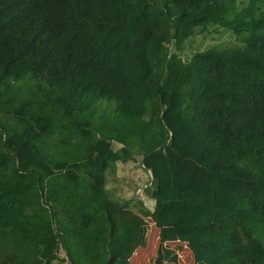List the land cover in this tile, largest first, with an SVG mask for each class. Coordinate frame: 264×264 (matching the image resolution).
<instances>
[{
	"label": "trees",
	"instance_id": "trees-1",
	"mask_svg": "<svg viewBox=\"0 0 264 264\" xmlns=\"http://www.w3.org/2000/svg\"><path fill=\"white\" fill-rule=\"evenodd\" d=\"M130 147L159 225L264 264V0H0V264L120 263Z\"/></svg>",
	"mask_w": 264,
	"mask_h": 264
},
{
	"label": "rangeland",
	"instance_id": "rangeland-1",
	"mask_svg": "<svg viewBox=\"0 0 264 264\" xmlns=\"http://www.w3.org/2000/svg\"><path fill=\"white\" fill-rule=\"evenodd\" d=\"M241 43L240 38L222 27H210L204 32L197 30L186 42L183 57L210 47L224 48ZM114 147L120 145L114 144ZM130 150L135 159L118 163L115 173L110 172L107 177L109 197L118 204L112 208L120 218L122 249L118 264H154L158 247L163 253L162 264H210L201 258L206 254L202 241L189 235L180 238L172 228L159 225V219L154 218V200L144 192L152 174L143 168L142 154L135 148L130 147ZM127 201L129 207L125 205Z\"/></svg>",
	"mask_w": 264,
	"mask_h": 264
},
{
	"label": "crops",
	"instance_id": "crops-1",
	"mask_svg": "<svg viewBox=\"0 0 264 264\" xmlns=\"http://www.w3.org/2000/svg\"><path fill=\"white\" fill-rule=\"evenodd\" d=\"M63 264V263H62ZM64 264H68L67 262H64Z\"/></svg>",
	"mask_w": 264,
	"mask_h": 264
}]
</instances>
